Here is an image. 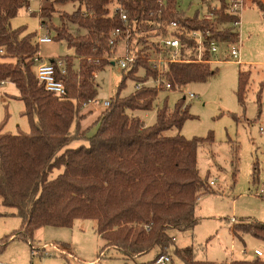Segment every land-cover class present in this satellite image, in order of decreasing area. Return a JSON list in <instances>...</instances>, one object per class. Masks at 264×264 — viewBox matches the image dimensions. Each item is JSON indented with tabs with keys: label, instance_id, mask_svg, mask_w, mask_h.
I'll return each instance as SVG.
<instances>
[{
	"label": "trees",
	"instance_id": "1",
	"mask_svg": "<svg viewBox=\"0 0 264 264\" xmlns=\"http://www.w3.org/2000/svg\"><path fill=\"white\" fill-rule=\"evenodd\" d=\"M54 2L78 4L73 13L60 15L61 25L53 27L54 40L64 41L75 54L50 60L54 65L57 61L64 64V74L56 67V78L65 88V94L60 97L46 91L37 79L34 57L38 48L33 43L34 35L24 33L25 28H9L10 20L17 14V1L0 0L3 49L0 86L5 82L14 85L18 92L14 99L23 103L21 116L27 118L30 127L27 134H10L0 125V204L13 209L11 215L21 221L17 233L0 239V254L14 240L31 242L40 228H71L76 220H93L95 233L103 242L98 262L105 252L114 250L119 255L115 260L122 264L151 252L154 256L150 262L169 255L178 264H264L262 258L219 263L199 261L192 246L175 247L172 231L192 230L198 223L195 215L198 200L212 193L207 177L204 180L200 177L197 165L198 147L212 138L186 139L180 134L185 121L191 118L185 98L173 109L165 101L161 108L155 109L154 122L146 126L133 113L152 111L162 90L147 86L121 96L127 80L136 84L156 78V72L148 64L152 48L142 43L146 38L174 36L181 40L182 62L168 63L163 71L170 86L168 91L210 78L214 72L208 63L212 58L209 42L234 44L239 40L237 31L230 26L218 29L219 25L238 20L237 15L229 12L226 0H217V7L201 0L207 3L212 19L204 18L199 11L187 16L178 9L177 0H164L162 6L154 0H119L129 23L138 24L137 31H131L127 40L129 49L137 43L141 47L129 70L121 72V81L109 98V107L94 123L95 131L89 137L86 131H80L78 116L82 105L98 95L92 73L112 64L105 59L112 54L109 35L115 29L127 30L128 26L120 20L118 12L110 13L109 5L114 0ZM254 4L264 16V6ZM52 13L51 8L43 7L38 14L44 27L45 19ZM66 21L83 34L72 35L65 27ZM172 22L179 29L209 32L201 62H197L195 43L168 29ZM88 58L98 64L88 62ZM75 59L79 63L77 70ZM249 75V71L238 73L240 103ZM84 139L88 145L70 148L71 143ZM55 171L59 173L54 175ZM7 215L0 212V217ZM232 230L249 234L264 244V224L259 221H243Z\"/></svg>",
	"mask_w": 264,
	"mask_h": 264
},
{
	"label": "rangeland",
	"instance_id": "2",
	"mask_svg": "<svg viewBox=\"0 0 264 264\" xmlns=\"http://www.w3.org/2000/svg\"><path fill=\"white\" fill-rule=\"evenodd\" d=\"M207 1L211 7L218 6L217 0ZM254 3L264 5V0L247 1L240 15L242 24L236 29L240 42L237 47L240 49L243 65L230 62L232 58L226 57L224 50L220 48L218 55L211 58L212 61L220 62L210 66L214 74L205 82L191 83L180 90L161 91L152 111L137 113L141 120L150 123L155 118V109L161 108L165 101L168 108L173 109L180 99L185 98L191 118L185 121L180 134L186 139H206L208 136L212 138L211 141L201 144L197 150L199 175L203 180L207 177L208 185L210 181L214 182L213 186L209 185L212 193L202 195L198 200L195 211L198 223L192 230H173L171 233L175 247L192 246L195 249V258L199 261L217 263L250 260L256 258L253 255L254 249H264L261 241L249 234L234 233L232 230L235 224L247 220L264 224V197L257 193L264 190V16ZM206 4L201 0H177L178 9L187 16L199 11L204 18L211 19ZM36 7L35 3L31 4V8ZM43 7L53 10L50 18L45 19L46 27L41 28L38 13L31 15L25 9H20L10 20L9 28H25L24 33L33 34V43L44 61L60 60L65 56L74 57V51L69 49L64 41L54 40L53 27L61 25L60 15L73 13L78 4H56L54 0H45ZM109 9L110 13L113 12L114 4H110ZM65 27L72 35L83 34L67 21ZM46 30L52 41L38 46L37 36L44 34ZM125 45L124 40H119L109 55L110 58L123 57ZM139 47V43L134 46L135 49ZM0 50L3 53L1 47ZM73 63L77 70L78 60L75 59ZM246 71H249L250 75L243 103H240L237 97L238 73ZM94 72L97 74V78L92 79L97 85L96 100L100 103L108 101L121 81V71L112 61V64ZM134 85V81L127 80L121 96L131 94ZM188 93L198 98L190 100ZM16 95L17 91L11 83L0 86V125L3 124L4 132L27 134L30 130L29 121L21 116L23 103L14 99ZM83 111L87 109L81 108L80 112ZM94 117L95 112L87 114L85 124L91 126ZM94 131L95 126L92 125L87 137ZM170 134H174V131ZM80 145H88L87 140L75 141L71 143L70 148ZM58 173L59 171H55L54 175ZM0 212L8 214L0 217L1 239L17 233L21 221L11 215L14 213L13 209L5 208L1 204ZM95 225L93 220H76L71 228H40L33 234L31 242L18 239L10 242L0 254V263L65 264L67 261L68 264H87L96 260L92 264H122L115 260L119 255L114 250L105 252L98 262L103 242L95 233ZM50 244L63 253L59 255L51 248L43 249L44 245ZM32 248L35 254L31 251ZM243 250L246 253H242ZM170 251H173V248ZM153 256L154 252L126 264H141L142 260H149Z\"/></svg>",
	"mask_w": 264,
	"mask_h": 264
},
{
	"label": "built area",
	"instance_id": "3",
	"mask_svg": "<svg viewBox=\"0 0 264 264\" xmlns=\"http://www.w3.org/2000/svg\"><path fill=\"white\" fill-rule=\"evenodd\" d=\"M18 3L17 12L20 9H25L26 12L33 15L35 13H40L43 8V3L45 0H16ZM125 1H136V0H125ZM158 6H162L164 4V0H154ZM248 0H226L229 12L232 14H235L238 16V20L234 21L233 23H230L228 25H219L218 29H222L224 27L230 26L235 31L238 27L241 26V20L240 15L241 11L246 5ZM35 3L37 5L36 8H31V4ZM119 13V18L123 22L124 25L128 26L127 30H120L115 29L113 30L108 38V46L111 48V53L113 51V48L118 44L119 40H124L125 45V54L123 57L120 58H105L107 61H113L116 63L118 70L127 71L129 70L130 66L136 61V51L139 49H135L133 46V49H129V46L127 44V40L130 37L131 31H137L138 24L136 21H131L129 23V19L127 14L124 11V7L121 6L119 0H114V11L112 14ZM211 16V15H210ZM40 18V26L41 28L44 27L42 21L43 19ZM209 19V17H207ZM212 19V18H211ZM168 29L170 31H177L181 35L185 36L186 38L193 41L196 45L197 50V56L198 61L201 62L200 56L204 49V43L206 42L207 37L209 36V32L201 31V30H192L187 31L185 29H179V26L177 23L172 22L169 24ZM239 35V34H238ZM155 39V40H154ZM52 41V39L49 36V32L46 30L44 34H39L37 36V45L46 44L48 42ZM142 43H146L149 47L152 48L151 56L148 58V64L150 68L156 72V78L150 79L144 83H136L134 85L135 90L142 89L147 86L155 87L158 90L162 91H168L169 90V84L167 80L163 77V71L165 66L168 63H176V62H182L180 60V47H181V40L174 36H168V37H153L152 38H146L142 40ZM240 45V42L234 43V44H217L214 40H211L209 42V49L210 53L213 55H218V52L220 48L224 50L223 53H225L226 57L232 58V61L238 65L241 64L240 61V49L237 47ZM2 54V51L0 50V55ZM35 62V71L38 81L44 86L45 90L52 93L55 96H63L65 94V88L61 81H59L56 78V67L59 70L60 74H64V64L61 61H57L55 65L51 61H44L39 51L34 57ZM88 62H92L94 65L98 64V61H93L90 58H88ZM212 62L209 61V65ZM97 78V74L95 72L92 73V79ZM4 83H1L3 85ZM188 97L190 100H196L198 96L188 93ZM109 100L104 101L100 103L98 100L94 99L90 101L89 103H84L82 105V108L88 107L89 105L93 106H102L104 109L109 107ZM210 186L214 185L213 181L209 182ZM259 195L264 197V190H260L257 192ZM48 248H51L56 251L59 255L63 253L62 250L58 249L54 245H44L43 249L47 250ZM33 253L35 254V251L33 250ZM242 253H246L245 250H243ZM264 253L263 248H256L253 250V255L256 258H262ZM148 264H175L171 257L169 255H161L158 258L154 259L152 262Z\"/></svg>",
	"mask_w": 264,
	"mask_h": 264
},
{
	"label": "crops",
	"instance_id": "4",
	"mask_svg": "<svg viewBox=\"0 0 264 264\" xmlns=\"http://www.w3.org/2000/svg\"><path fill=\"white\" fill-rule=\"evenodd\" d=\"M247 4V3H246ZM250 4V3H249ZM263 5V4H262ZM256 6V5H255ZM264 6V5H263ZM241 24H242V22H241ZM41 56V55H40ZM42 58V57H41ZM43 59V58H42ZM50 61V60H49ZM229 61V60H228ZM241 61V64H240V66L241 65H243L244 63L242 62V60H240ZM215 62H220V61H217V60H214V61H212L211 63H210V66L213 64V63H215ZM230 62H232L233 64H234V62L233 61H230ZM236 64V63H235ZM8 82H5L3 85H1V86H4V85H6ZM14 86V85H13ZM15 91H17L16 90V88H15ZM17 95H18V92H17ZM16 95V96H17ZM86 109H87V111H83V112H80L79 113V117H81L80 119H79V123H80V131H82V132H84V131H86V136L87 135H89L90 133H88V131L92 128V125L93 126H95L94 125V123L97 121V119L99 118V116L101 115V113L104 111V108L102 107V106H99V107H94L93 105H89L88 107H85ZM93 112H95V117H94V121H93V123H92V125L91 126H89V124H85V120H86V116H87V114H90V113H93ZM138 112H134L133 113V115L134 116H137V117H139V115L137 114ZM154 113H155V111H154ZM82 116H84V117H82ZM140 118V117H139ZM141 120V119H140ZM146 126H148V125H151L153 122H154V120H153V122H150V123H145V121H143V120H141ZM152 121V120H151ZM92 135V134H91ZM151 253H153V252H151ZM144 256H146V255H143V256H140V257H137V258H143ZM137 258H135L134 260H136ZM153 258V257H152ZM151 258V259H152ZM151 259H149V260H142L141 261V264H145V263H148V262H150L151 261ZM96 261V260H95ZM95 261H93L92 263H94ZM91 262L90 263H87V264H92ZM214 263H216V262H214ZM217 263H219V262H217ZM126 264V263H125Z\"/></svg>",
	"mask_w": 264,
	"mask_h": 264
}]
</instances>
